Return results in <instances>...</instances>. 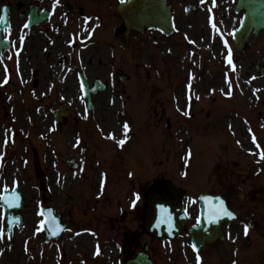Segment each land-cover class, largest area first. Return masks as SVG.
Returning <instances> with one entry per match:
<instances>
[{"label": "rangeland", "instance_id": "obj_1", "mask_svg": "<svg viewBox=\"0 0 264 264\" xmlns=\"http://www.w3.org/2000/svg\"><path fill=\"white\" fill-rule=\"evenodd\" d=\"M170 1L178 13L176 33L168 37L156 30L132 34L130 47L120 51H111L105 43L97 49L98 58L104 60L99 69L94 60L84 59L89 78L107 83L86 119L81 120L87 114L73 74L71 79L68 73L66 82L55 80L60 89L50 94L49 101L50 72L49 79L40 80L37 74V85L25 84L26 90L32 89V99L18 78L16 65L0 61V196L6 187H16L24 199L22 225L14 227L11 235L0 208V264H123L149 238L141 228V208L135 206L127 213L120 199L125 201L138 180L144 183L143 176L151 178L159 172L187 189L186 193L197 195L213 186V177L215 188L230 177L235 187L229 183L227 194L235 197L237 189L244 194L241 202L237 200L242 216L254 221L251 213L264 217V160L259 155L264 149V69L255 71L256 61L264 62V36L250 38L251 52L240 56L231 43L241 20V13L234 10L236 0H194L197 9L192 14L181 10L187 0ZM106 19L116 20L112 13H106ZM103 34L107 36L105 30ZM107 40H112L109 33ZM229 50L232 64L227 62ZM85 51L92 56L95 47ZM66 66L74 71L73 64ZM122 73L126 75L123 82L118 79ZM60 102L71 106L78 120L76 128H55L52 109ZM235 120L243 124L242 135L253 149L237 135L232 126ZM43 123L49 125L46 133ZM121 140L123 145H116ZM78 153L80 157L88 154L90 165L103 161L102 176L108 175L113 163L124 172L112 182L110 191L99 195L101 179L97 181L96 168L78 177L79 170L66 167L68 157ZM40 172L49 192L38 188ZM66 173L72 177L67 187ZM185 203L195 208L187 198ZM45 205H52L70 226L51 243H45L40 229V208ZM123 210L126 216L120 215ZM257 226L260 236L240 242L239 251L249 246L244 256L234 260L226 251V258L219 257L217 262L205 255L203 264H264V220ZM24 229L28 239L23 238ZM91 230L97 234L96 251L73 236L82 231L93 241ZM166 247L152 242L155 264H195L191 253L179 250V242L172 251ZM216 251L217 256L223 254L221 248Z\"/></svg>", "mask_w": 264, "mask_h": 264}, {"label": "flooded vegetation", "instance_id": "obj_2", "mask_svg": "<svg viewBox=\"0 0 264 264\" xmlns=\"http://www.w3.org/2000/svg\"><path fill=\"white\" fill-rule=\"evenodd\" d=\"M192 2L194 0H187L184 4L185 13L192 14L197 9ZM113 3L112 0H59V3L56 0H0V20L3 21L0 22V48L6 44L9 51L16 52L18 68L27 77L37 74L49 77L50 72L51 77L61 78L70 73L66 65L72 61L86 67L85 58L90 62L94 60L98 67L102 60L98 59L97 49L103 45L105 4L110 13ZM173 13H176L174 8ZM91 47H95V53L89 56L84 50ZM47 61L51 64H45ZM151 186L154 192L144 200L148 207L156 200L175 198L176 192L165 182L157 181ZM223 197L230 208L238 211L226 194ZM235 225L245 226L244 222ZM248 225L252 230L258 227Z\"/></svg>", "mask_w": 264, "mask_h": 264}, {"label": "water", "instance_id": "obj_3", "mask_svg": "<svg viewBox=\"0 0 264 264\" xmlns=\"http://www.w3.org/2000/svg\"><path fill=\"white\" fill-rule=\"evenodd\" d=\"M237 11H244L242 16V22L239 25V28L234 34L233 42L236 49L242 53L246 48V37L249 34L250 30L253 28L254 33H257L259 29H264V0H238L236 5ZM116 14L120 15L123 18L125 31L121 35L120 41L124 39V36L131 30L142 31L144 27L156 26L160 29L170 32L172 27L171 21V12L169 8L165 5L163 0H127L124 3H121L116 9ZM95 89L103 90L104 86L97 82ZM88 96V94H87ZM17 192L12 193L5 192V195L13 196ZM216 201L217 208L220 207V202L218 199L210 198V196L200 197L201 203V223L203 233L199 232L191 233L190 236L194 243L208 239L211 234H208V226L212 225V209L213 202ZM1 204L4 207V211L7 214L8 218V230H11V227L14 223L20 224L19 216L12 218V210L21 208V198L15 199L11 206L5 203L2 199ZM50 210V211H49ZM45 212V222L43 224V231L46 234V240H51L57 238L61 233L63 227H57L56 222L52 217V209H46ZM158 224L155 225L156 231L158 234H161L163 231H167L169 221L167 220V214L160 212L158 214ZM55 225V226H54ZM162 226V227H161ZM126 264H151L146 258V255L139 254L138 257L134 260L129 261Z\"/></svg>", "mask_w": 264, "mask_h": 264}, {"label": "bare ground", "instance_id": "obj_4", "mask_svg": "<svg viewBox=\"0 0 264 264\" xmlns=\"http://www.w3.org/2000/svg\"><path fill=\"white\" fill-rule=\"evenodd\" d=\"M232 126H233L234 130L237 132V135L239 137H241L242 142L248 144V149H251L252 145H250L249 140L244 135H242V133L244 132V130L241 129L242 124L238 120H235V122L232 123ZM42 128H43V132L46 133L49 130V125L47 123H43L42 124ZM43 176L44 175L41 172L37 173V179H38V182H39V187L38 188L41 190V192L45 193V192H49L50 188L47 187V185L44 184V181H43V178H42ZM71 179H72L71 175L69 173H66L63 176L64 186L67 187L68 182ZM28 233L29 232H27V230H25V229L22 231V235H23L24 239H28ZM74 235H75L74 239H79L84 244L91 246V249H94V245L95 244L93 243V241L91 239L87 238V236L85 235V232H75ZM95 250H96V248H95ZM7 251H8V249H6L5 254H6Z\"/></svg>", "mask_w": 264, "mask_h": 264}, {"label": "snow or ice", "instance_id": "obj_5", "mask_svg": "<svg viewBox=\"0 0 264 264\" xmlns=\"http://www.w3.org/2000/svg\"><path fill=\"white\" fill-rule=\"evenodd\" d=\"M56 2L59 3V0H56ZM0 22H3V21L0 20ZM25 27H27V25H25ZM213 27H215V25H213ZM21 39H23V38H21ZM225 44H227L226 41H225ZM227 62H228L229 64H232V60H231V51H230V50H229V54H228V58H227ZM234 67H235V66L233 65V68H234ZM4 83H7V79H5ZM229 84H231V81H229ZM124 128H125V130L128 129V125H127L126 123L124 124ZM113 138H114V137H113ZM253 141H254V143H256V141H255V137H254V136H253ZM5 143H7V141H6ZM118 143H120V144L122 145V144L124 143V141L121 140V141H118ZM257 147H258V148L260 147V145H259L258 143H257ZM253 154H255V153H253ZM259 155H260V159H261V160H264V149H261V150H260ZM0 160H2V157H0ZM257 162L259 163V161H257ZM5 192H7V187L5 188ZM18 198H19V194H18V193L13 194V196H11V197L8 196V195L0 196V199H3V201H4L5 203L9 204V206H11L12 203L14 202V200H15V199H18ZM137 199H139V196H137ZM135 204H136V201H133V207H135ZM223 204H224V202L221 200V201H220V207H219V208H217V207H213V209H212V214L215 216V215H217L219 212H223L225 215H227V216H229V217H232L234 214H233L232 212L228 211V210L223 206ZM161 208L163 209V206H161ZM49 211H50V210H49ZM40 215H43V212H41ZM169 219H170V218H169ZM244 228H245V235H247L249 225L245 224ZM0 236H2V233H0ZM193 247L195 248V245H193ZM198 259H199V257H198Z\"/></svg>", "mask_w": 264, "mask_h": 264}]
</instances>
